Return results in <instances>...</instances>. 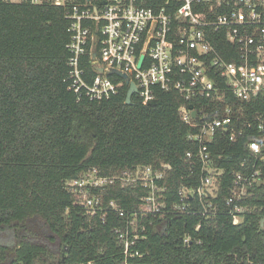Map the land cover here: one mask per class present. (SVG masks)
I'll return each instance as SVG.
<instances>
[{
    "label": "trees",
    "instance_id": "obj_1",
    "mask_svg": "<svg viewBox=\"0 0 264 264\" xmlns=\"http://www.w3.org/2000/svg\"><path fill=\"white\" fill-rule=\"evenodd\" d=\"M68 28L60 7L0 0V264H264V162L253 195L242 202L248 211L239 224L225 203L235 172L247 171L242 161L250 157L247 143L258 138L257 129L243 127L236 141L220 130L211 144L219 170L216 215H204L198 196L185 199L189 211L178 212L181 187H197L201 174L187 157L199 145L180 117L184 97L157 88L156 104L138 95L128 104L127 84L102 100L76 92ZM213 44L228 61L237 59L224 33ZM81 69L91 83L97 73L89 55ZM243 106L246 117L264 115L263 99ZM164 165L171 167L161 181L169 212L138 220L144 238L131 251L142 256L123 254L116 229L126 227V217L109 211L105 219L89 218L76 204L84 196L66 188L94 168L117 177L138 166ZM93 191L128 210L148 194L120 180Z\"/></svg>",
    "mask_w": 264,
    "mask_h": 264
},
{
    "label": "built area",
    "instance_id": "obj_2",
    "mask_svg": "<svg viewBox=\"0 0 264 264\" xmlns=\"http://www.w3.org/2000/svg\"><path fill=\"white\" fill-rule=\"evenodd\" d=\"M3 1L51 5L64 10L71 34V88L84 92L91 100L111 98L124 84L130 86L121 77L119 81L112 80L108 75L113 69L129 76L137 87L135 95L145 103L156 101L157 88L175 90L184 97L186 103L179 108L180 117L194 130L189 138L199 145L187 157L192 166L200 165L201 174L197 187H181V203L175 205L178 212L189 211L185 199L198 196L204 215H216L212 198L216 195L219 170L211 144L220 130L236 141L243 127L257 129L258 138L247 143L250 157L242 161L247 171L235 172L234 187L225 202L233 223L243 220L242 214L248 207L242 202L253 195L250 190L263 174L259 163L264 162V115L246 117L243 104L264 100V0ZM217 33L225 34L235 47L237 59L228 61L219 52L213 44ZM86 55L97 73L91 83L81 69ZM141 57L144 58L139 67ZM168 169L169 165H164L163 170L138 166L121 176L104 177L94 168L68 180L66 188L84 196L76 204L89 218L105 219L109 211L126 217V227L116 229L124 244L123 254L126 258L142 256L139 251H131V246L144 238L137 228L138 220L169 212L163 197L167 188L161 184ZM117 180L122 187L147 188L148 194L141 198L139 207L125 209L116 200L106 201L93 191L94 187ZM189 241L190 238L185 239Z\"/></svg>",
    "mask_w": 264,
    "mask_h": 264
},
{
    "label": "water",
    "instance_id": "obj_3",
    "mask_svg": "<svg viewBox=\"0 0 264 264\" xmlns=\"http://www.w3.org/2000/svg\"><path fill=\"white\" fill-rule=\"evenodd\" d=\"M143 58L144 57H141V60H140V63H139V67H141V65H142ZM100 71L103 72L104 69L103 68H100ZM109 74L117 75V76L125 79L126 80V83L130 84L129 90H128V94H127V103L128 104L132 103V97H133V95H135L137 93L136 84L134 82H130L129 76L127 74H125V73L120 72V71H117V70H114L113 69V70H111L109 72ZM149 104H156V101H152ZM195 114H196V112L194 111L193 112V115H195Z\"/></svg>",
    "mask_w": 264,
    "mask_h": 264
}]
</instances>
